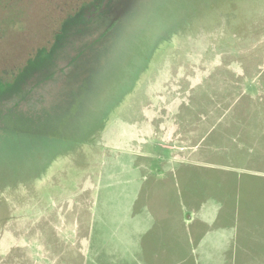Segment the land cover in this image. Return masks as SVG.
Returning a JSON list of instances; mask_svg holds the SVG:
<instances>
[{
  "label": "rangeland",
  "instance_id": "obj_1",
  "mask_svg": "<svg viewBox=\"0 0 264 264\" xmlns=\"http://www.w3.org/2000/svg\"><path fill=\"white\" fill-rule=\"evenodd\" d=\"M15 78L0 264H264V0H0Z\"/></svg>",
  "mask_w": 264,
  "mask_h": 264
},
{
  "label": "trees",
  "instance_id": "obj_2",
  "mask_svg": "<svg viewBox=\"0 0 264 264\" xmlns=\"http://www.w3.org/2000/svg\"><path fill=\"white\" fill-rule=\"evenodd\" d=\"M77 17H80V15L79 16L75 15L73 18H71L73 20L69 19V22L74 23L78 19ZM36 52H35L36 54L30 56L22 65V71L19 74L21 75L22 78L28 77V75H30L34 71L41 70L44 67V64L46 62H49V60H51L52 52H49V48L47 46L38 49V51ZM9 81L10 80L4 82L0 81V96L3 95L4 93L5 94L9 93L13 88L16 87L17 84H19L16 78L14 79V83L13 82L11 83Z\"/></svg>",
  "mask_w": 264,
  "mask_h": 264
},
{
  "label": "crops",
  "instance_id": "obj_3",
  "mask_svg": "<svg viewBox=\"0 0 264 264\" xmlns=\"http://www.w3.org/2000/svg\"><path fill=\"white\" fill-rule=\"evenodd\" d=\"M187 216H188V218L183 219V221H184V224L183 225H185L187 227V229L189 230L192 227L191 226L192 220L196 219V212L195 211H192L190 213V211H189V214H187ZM201 261H203V259H201Z\"/></svg>",
  "mask_w": 264,
  "mask_h": 264
},
{
  "label": "flooded vegetation",
  "instance_id": "obj_4",
  "mask_svg": "<svg viewBox=\"0 0 264 264\" xmlns=\"http://www.w3.org/2000/svg\"><path fill=\"white\" fill-rule=\"evenodd\" d=\"M36 52V51H35ZM35 54V53H34Z\"/></svg>",
  "mask_w": 264,
  "mask_h": 264
}]
</instances>
